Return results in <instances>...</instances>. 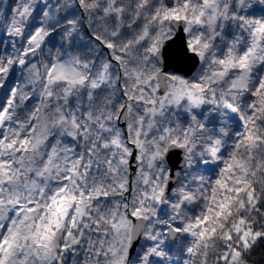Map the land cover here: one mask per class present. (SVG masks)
<instances>
[{
	"label": "snow or ice",
	"instance_id": "obj_1",
	"mask_svg": "<svg viewBox=\"0 0 264 264\" xmlns=\"http://www.w3.org/2000/svg\"><path fill=\"white\" fill-rule=\"evenodd\" d=\"M0 264H264V0H0Z\"/></svg>",
	"mask_w": 264,
	"mask_h": 264
}]
</instances>
